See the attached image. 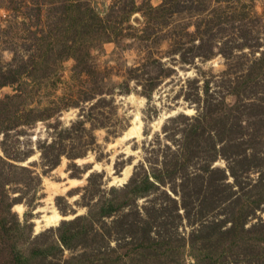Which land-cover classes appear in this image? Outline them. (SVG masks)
<instances>
[{"label": "rangeland", "instance_id": "374dc122", "mask_svg": "<svg viewBox=\"0 0 264 264\" xmlns=\"http://www.w3.org/2000/svg\"><path fill=\"white\" fill-rule=\"evenodd\" d=\"M162 4L0 0V157H12L0 160V264H135L132 241L154 220L160 241L162 214L184 235L168 240L184 241L178 259L195 264L190 231L203 220L264 222V0ZM70 5L98 30L79 36ZM136 116L139 135L120 140ZM166 167L157 188L127 185ZM49 183L67 186L53 202L71 218L36 232ZM90 216L91 231L58 243L63 221ZM238 236L226 264H264L246 259L264 241Z\"/></svg>", "mask_w": 264, "mask_h": 264}, {"label": "trees", "instance_id": "16d2710c", "mask_svg": "<svg viewBox=\"0 0 264 264\" xmlns=\"http://www.w3.org/2000/svg\"><path fill=\"white\" fill-rule=\"evenodd\" d=\"M174 1V0H173ZM176 1V0H175ZM172 5V0H163V4L162 7H166L169 8ZM68 9H72L70 11H75L76 12V19L74 21L75 23V27L78 26V31L77 34H79V36L81 34L87 33V28L93 26V17H95V15H92V12L90 9H88L87 11H80V9L78 8V6L73 7V5L69 6ZM80 20V22H79ZM94 27V26H93ZM95 28V27H94ZM89 29V30H90ZM93 29V28H92ZM98 30V28H95V30ZM0 105L2 108L8 109V105L6 106V104L1 101ZM3 153H4V157L7 158H12L10 157L11 155L9 153H7L4 149H2ZM3 156L0 157L1 161H4L5 158ZM174 166V164H173ZM53 167V165L51 166ZM211 171H219L220 170H211ZM174 172V168H168L166 167L164 170L162 171H158L157 173H150V174H146L141 176L140 178H132L129 183L127 184L128 186L130 185V188L132 191H143V190H147L148 188L152 187V188H157L159 185L165 184L166 183V175L169 176ZM222 172V170H221ZM231 173V172H230ZM172 192L177 193V191L174 189V187L170 188ZM144 193V191H143ZM173 199V198H172ZM174 200V199H173ZM176 202V201H175ZM184 208L185 204L183 205ZM187 210V209H185ZM164 213V212H161ZM161 216H163L161 222H164V224H159L157 227V235H159V237H161L160 241L158 239H154L156 236H153L150 233V230L154 227L153 226V222L156 223V221H148V224L146 223V227L143 228L142 230V235L139 236L138 238H134V241H132L133 244V248L136 249V254L134 255L133 260H135L136 262H134L135 264H182L180 259H178V257L180 256V248L184 247V241L183 243H179V244H174V247H171L169 244L168 240H171L172 237H174L175 234H177V236H179L180 239L184 240V235H182L183 237H181L178 232H177V225L171 224L170 226H167V224L169 222L166 221V219H168L167 215L162 214ZM176 216L180 219L181 217H188L187 211L184 213V215H180L179 213L176 214ZM155 218V217H154ZM231 219H229V221H227L226 219L220 221H215V220H203L202 222H200V224L198 225L197 228H194L190 231V238L192 240H196V239H201L202 243L200 245V247H194L193 243L192 245H190V252L188 255H190L193 259L194 262H196L195 264H226V262L230 263V262H237V259H231V257L227 256V252H236L233 251L230 248H233L236 243V237L237 235H239L238 237L243 238V239H248L250 238L251 240H253L255 242V244H258L257 242L260 241H264V222H262L260 220L259 223L252 225L251 227H245L244 226V221H241L238 216L236 217L235 214L232 212L231 213ZM84 218L82 217H77L75 219L72 220H68V221H63L57 229H63L62 232L58 235L57 237V241L60 245L63 246H69V244L71 245V237H75L76 235H78L81 231L88 230L91 231V229L93 228L94 224L96 223V221H98L99 219H94L91 216L89 218H86L85 220H83ZM153 219V218H152ZM164 219V220H163ZM82 221H85L84 225L82 224L80 226V224L82 223ZM158 222V221H157ZM226 222H230V226L227 228H223V224L222 223H226ZM157 224V223H156ZM156 226V225H155ZM86 227V228H84ZM165 229V231H163ZM131 230V229H130ZM72 232L73 233H68V232ZM144 231V232H143ZM164 232H168L167 234ZM173 234V235H172ZM135 235V234H134ZM165 237V238H163ZM216 239L215 242L214 239ZM176 240V239H175ZM225 241H228L227 243H224ZM218 244H220V247L217 248L216 246H219ZM257 246V245H256ZM246 250V247H244ZM229 249V250H228ZM133 250V249H131ZM176 252H173V251ZM171 251L174 253L171 254ZM129 252V251H127ZM251 252V251H249ZM218 253V254H217ZM246 251H243L242 254L243 256H246ZM177 256L176 259H174V256ZM86 254L83 253V256H85ZM179 255V256H178ZM264 254L263 253H259V252H254L251 254H247L246 259L248 258V256L250 257H254L253 259H255V261L257 259H260ZM171 256V257H169ZM237 256V255H236ZM158 257V258H157ZM169 257V259L167 258ZM149 258H154V260H158V261H153V262H145L144 260H148ZM85 260H87L86 262H84ZM82 264H91L92 262H90V255H86V258L84 259ZM250 261V260H249ZM253 261V260H252ZM258 261V260H257ZM111 262V261H110ZM142 262V263H140ZM109 263V262H108ZM106 263V260L104 259L103 262L101 264H108Z\"/></svg>", "mask_w": 264, "mask_h": 264}, {"label": "bare ground", "instance_id": "6f19581e", "mask_svg": "<svg viewBox=\"0 0 264 264\" xmlns=\"http://www.w3.org/2000/svg\"><path fill=\"white\" fill-rule=\"evenodd\" d=\"M137 114V113H136ZM138 119V116H136L134 122H133V126H131L128 130H126L123 134L122 137L120 138V140H124L126 138H129L131 136H134V134L139 135V131H140V122L136 123ZM119 140V141H120ZM94 167H99L98 164H95ZM88 173V172H87ZM130 174V167H127L124 171L121 177H113V181L112 183H124L127 178L129 177ZM87 175V174H85ZM81 180H77L74 178H67L66 183L68 184H73L76 182H79ZM65 183V184H66ZM49 185L54 186V188L51 190L50 193H48L49 195L46 197L45 199V205L42 207H39L37 209V211L42 212L41 216L39 218H37L35 220L36 226H35V230L36 232L39 231L41 228H45V227H52V226H56L58 225L62 220L64 219H68L71 218L70 215H62L58 209L56 208L54 202H53V196L59 192V191H63L66 190L67 186L64 185L63 187H61L59 184H51L49 183ZM16 211L20 212L22 211V206L21 205H16L15 206Z\"/></svg>", "mask_w": 264, "mask_h": 264}]
</instances>
